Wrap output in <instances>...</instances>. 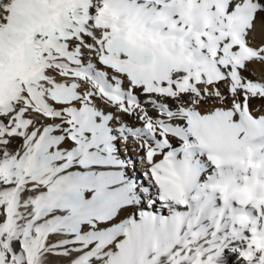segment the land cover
I'll return each instance as SVG.
<instances>
[{"label": "snow or ice", "instance_id": "obj_1", "mask_svg": "<svg viewBox=\"0 0 264 264\" xmlns=\"http://www.w3.org/2000/svg\"><path fill=\"white\" fill-rule=\"evenodd\" d=\"M0 264H264V0H0Z\"/></svg>", "mask_w": 264, "mask_h": 264}]
</instances>
